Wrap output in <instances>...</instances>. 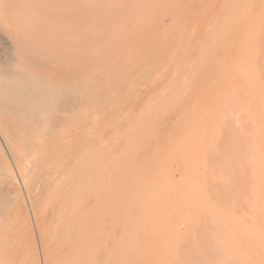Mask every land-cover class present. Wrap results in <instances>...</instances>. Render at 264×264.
Returning a JSON list of instances; mask_svg holds the SVG:
<instances>
[{
	"label": "bare ground",
	"instance_id": "6f19581e",
	"mask_svg": "<svg viewBox=\"0 0 264 264\" xmlns=\"http://www.w3.org/2000/svg\"><path fill=\"white\" fill-rule=\"evenodd\" d=\"M153 1L79 0L76 8L70 10L71 6L66 8L62 3V0H50L47 5H44V7L42 3L40 4L38 2V0L37 2L42 5L41 7H38L40 6L38 4L36 5L37 2L35 3V7L31 6L33 3L28 4L29 2H26V0H0V137L4 144L3 151L6 153L4 158L0 157V178L8 180L11 184L15 182L14 184L21 185V187H24L28 192L29 211L27 216L24 215V217H27L29 230L33 235L32 238H27V244L28 246H31L33 243L34 253L27 251L25 256L22 255L21 259H23L24 264H264V0H226L219 7L220 13L217 12L218 14L210 18L212 21V27H207L211 29L210 32L213 30L216 31L215 29L218 28L217 34H219V31L220 34H224V32L228 33L225 34L227 35L226 38L229 37L230 31L237 33L239 40V55L236 57V61L230 62V68L225 65L224 69L226 67L229 68L230 73H228V76H225L226 78H222L223 82H218L217 77V79H215L217 82L212 83L210 93L211 99H209V102L207 100L208 106L200 105V101H197L195 109L192 111L187 109L186 116L184 115V118L182 117L181 124H186V129L180 134L179 138L181 142H205L203 143L204 145L195 144L192 146H183V144H181L180 152H178V157L181 161V164L179 165L182 167L179 171V176H176L177 172L175 173L176 170L173 169L174 165H168V168L163 170L157 179L142 182L144 186L135 183L133 189H139L141 186L142 188L141 190L139 189L140 192H137L138 194L135 196H132L131 193L128 194L129 197H131L130 200L128 198L127 201H125L127 197L125 198L124 203H128L124 206H114V204L118 202L117 199H119L114 198L117 202L109 206V208L112 206L109 211H105L104 208L102 209V205H105V203L101 204L104 200L101 199L104 193H101L102 191H108V193L109 191H112L110 190L111 188L108 189L109 187H112L113 190L116 188L115 180H117V175L119 173L114 171L116 165L113 164L114 162H111V164L114 165L111 169H114L113 173L117 178L114 177L116 179H112L113 177L109 173V176L112 178L110 179L106 176V178L103 177L105 178L104 180H106V185L103 183L104 187H102L103 185L100 187V184L102 183L99 184V182H102L103 179H98L100 178L98 177L100 174L98 175L99 171L97 173V167L99 164L102 166L104 163L103 174H105L104 172H107L106 174H108V171H105V166H108L110 163L109 161L112 159H109V161L108 159L105 160V158L108 157L103 154L106 153V155H108L113 152L112 155L109 156H111L110 158H115L113 155L117 152L114 154L116 149L112 151L113 147L116 143L120 145L123 140L121 139V141L119 139L120 143L116 140L113 145L111 144L112 138L109 137L110 143H108V145L111 144L112 149L110 146H105L107 145V142H104L107 141L105 139L101 142L105 143L103 147L97 145L98 150L93 146L95 149H91V153L94 155L98 152L99 154H95L97 157L98 155H101V152L99 151L102 150L101 156L104 157L103 159L98 160L100 162L103 160V163H99L96 161L97 158L94 159L95 155L90 156L91 153L89 154L85 152V132L83 129L81 130L82 121L80 120L81 117L79 111L82 107L91 102L95 103L97 100V96L95 95L96 92H91L90 88L97 79V74L99 73L97 71L98 66L101 64V66H103L108 63V56H110L109 53L111 52L107 51L108 48L106 47L109 46L106 43H109L110 49L113 50V47L111 46L116 43L113 41L117 39L118 43L120 42L122 44L121 46H128L125 47L127 49L125 50V54L129 53L127 51L132 49L129 47H132V45H130L131 43L134 45V41L132 42L130 39V44L127 42L126 45H123V39H126L125 36L128 32H120L124 28L122 25L128 23L131 24L132 22L131 25L129 24L130 26L133 24L142 26V24H139L138 20L141 19L140 15H142L143 12L144 14L146 12L145 15L149 16V20H147L148 24L150 19H152V23H154L155 20H153V17L156 16L158 18L160 13H158L159 15L157 14L158 16H150L147 14L148 11H145L147 10V7L153 9L156 5H154ZM167 1L169 2V0ZM175 2L177 3H175L174 10L172 9L171 12H176V10H179L181 7H177L178 0ZM217 2L213 3L216 4ZM161 3L166 4V2L163 1H161ZM169 3L172 4L173 2L170 1ZM80 4L84 9L81 19H79L76 14ZM161 5L159 4V6L156 5L155 7L160 8ZM183 5L185 6V4ZM188 5H186L185 8ZM208 5H210V2ZM215 6L213 5V7ZM162 7L163 6H161V9ZM40 9H43L47 21L46 24L41 21L42 14L39 11ZM143 9L145 10L143 11ZM208 9L209 8L206 6V9H203V12L208 13L206 12ZM163 10H165V5ZM86 11H93L94 13L92 14V12H90V15L87 14L88 12ZM96 11L97 13H95ZM131 11L135 12L136 15L138 13V15L136 16L134 14L135 17ZM153 11L155 10L153 9ZM181 11L182 10L177 12L180 13ZM115 12H121L122 14H117L119 15L117 18L111 14ZM175 12L173 14L171 13V15L176 14L177 18L184 13V11H182V15H178L179 13ZM203 12H201L200 16L203 15ZM70 13L74 14V16L70 15L69 20H66V16ZM129 13H132V15ZM139 13L142 14L139 15ZM95 14L97 16L98 14H101V16L98 17L99 19H95L97 18ZM102 14L104 15L102 16ZM105 14L107 16H105ZM121 15L123 16L121 17L122 19L120 18ZM145 15H142V17H145ZM191 15L193 16V13ZM132 16L135 18H132ZM203 17L199 18L203 19ZM157 18L155 19L157 20ZM144 19L140 20V22H143ZM144 22H146V20ZM174 22L175 21L172 23ZM185 22L188 21L186 20ZM194 22L195 21L192 23ZM197 22L199 21L197 20L196 23ZM176 23L177 22L174 24L176 25ZM169 24H167V26ZM183 24L184 26H181L183 27L181 29H185L186 24ZM199 24H202L203 26L204 21ZM97 25L107 27H98L103 30V34L101 31L99 32L100 29L95 30ZM116 25H120L121 30L119 29L120 26L118 27L119 30H117V28L115 29ZM151 25L152 24L148 25L149 28L146 25L145 27L142 26L146 29L141 28V30L143 32H150L152 29L150 28ZM130 26L128 28H133L131 30L133 32L134 26ZM138 26L135 28L139 29ZM174 26L172 25L173 31ZM103 28L106 29V31L108 28L109 30L105 33ZM166 28H164L162 32L166 31ZM195 28L202 27H194L192 29L193 33H195ZM113 29L118 32L115 31L113 33ZM180 30L178 32H180ZM142 31L136 32H139L140 34L143 33ZM208 32L206 35L204 34L201 37L198 36L201 40L203 39L202 37L205 36L202 40L203 43L199 42L200 40H198V37H196L198 42L194 39L195 43L201 44V48H198L203 54H198H200V57L203 55L201 57L202 61L198 59L199 62H196V59L200 58L198 57V54H196L197 57L195 59L193 58V61L196 62V64L192 63L193 61L191 62L189 58V61L194 65L190 63L188 68H185V70L183 68L184 71H182L181 68L186 67L188 63H186L185 60L184 62L186 65L184 63V66L182 65V60L186 59V52L194 48L196 44L194 43L195 46L190 44L192 47L189 46L190 49L189 47L186 48L188 50L182 49V42H185L182 44L185 46L188 44L187 42L192 39L189 37L191 31L189 33L187 32V35L189 34L187 37L190 38L187 41L186 37L183 35L186 32L184 31L181 35V32L179 33V37L182 36L185 40L181 38L179 40L180 42L177 41V43L180 44L176 46V48H179L177 49L178 51L174 48V50L177 51L176 58L180 56L179 53H181V50H185V53L184 57L179 61V64L176 65L177 67H182L174 68V72H178L179 69L180 72L182 71L185 73L187 69L188 75L187 73L184 75L187 82H190V84L185 86V84L179 82L182 78V76L180 77L182 72H179V78L176 76L178 79L172 81L173 84L178 80L179 83H177V85L183 84L185 87L188 85L191 86L193 81H190L189 78L191 79L193 75H197L196 70L199 68L198 66H202L200 63H204V61H208L212 58L214 52V49L212 48L217 47L214 44H221V40L218 41V39L221 38H219V35L216 36L217 34H213L214 32L212 34ZM122 33H125L126 35L123 37ZM135 33L133 35H135ZM163 33V36H165V32ZM170 33L172 34V32ZM137 34L138 33H136V36H132L134 38L138 36V39L141 35ZM208 35L214 37L208 38L206 37ZM225 35L221 36L222 39H226L224 38ZM109 36L112 37V41H109ZM190 36L194 37V34L193 36L192 34ZM93 37L94 39H92ZM162 38L166 40L164 37ZM128 39L127 36L126 40ZM137 39L135 41H138ZM206 39L212 40L208 42ZM213 40H216V43ZM146 41L144 40L145 43H147ZM211 42H213V45H211ZM137 43L136 46H138ZM204 43H209L210 45L207 44L208 46H203L202 44ZM103 46H106L105 49L107 52L105 51V53ZM121 46L119 47L118 45L117 48H120L119 50L123 52V49L125 48ZM145 46H142L141 48ZM204 47L209 50L207 53L202 50ZM232 47L234 46L232 45ZM128 48L130 50H128ZM154 48L156 47L154 46ZM194 49H196V47ZM192 51L195 52V50ZM228 51H230L229 48L227 53ZM150 52L151 54L154 53V49L151 51L150 48L147 56L148 54L150 56ZM172 52H170V55L172 54L174 56ZM209 52L212 54L210 55ZM155 53H157V51ZM204 53L206 55H204ZM207 54H209L208 58L205 57L208 56ZM170 55L169 57L173 59L174 57ZM223 55L225 56V54ZM147 56H145L146 59L144 57L146 61L149 59ZM121 57L117 59H120L119 61H115L118 64L121 62L119 65L122 64ZM144 59L142 60L144 61ZM172 59H170V62ZM142 60L141 62L139 60V62L142 63ZM212 61H214V59ZM212 61L210 59L206 66H209V63H212ZM220 61V63L223 62V60ZM98 62L101 63L98 64ZM133 63L134 62H132V64ZM172 63L175 64V59ZM172 63L168 62V64ZM217 63L219 64V62ZM137 65L138 63L136 64L135 69L139 70L137 69ZM127 66V73L129 76V65L127 64L125 67L127 68ZM149 66L151 68V65ZM141 67H143V63ZM165 67H162L165 71L169 70L167 68L165 69ZM167 67H170V65ZM120 68H118L116 73H121L119 72ZM189 69L195 70V73L190 74L193 70ZM206 69H208V67ZM206 69L203 73L206 72ZM109 70L110 69H108L107 72H110ZM143 70L139 74L145 72ZM164 70L162 71L165 72ZM199 70L200 68L197 72H199ZM156 71L159 72L158 74L157 72L155 73L158 77V79L155 80L156 83H158L157 81L162 80L163 77H161V75H163V73L161 74L162 71H159L158 69ZM69 72L76 73L75 78H72V83H69V81L71 82V80H69V77H71L69 76ZM171 72L173 73V71ZM203 73L200 74L201 76H199V78L195 77L197 78L196 80L203 77ZM155 74L154 77L156 78ZM174 74L178 75V73ZM123 75L125 76L126 74H122L121 76ZM158 75H160L161 79ZM175 75H171L173 79ZM224 75H226V72ZM121 78L123 79V77ZM195 78L193 76L192 80ZM128 79L129 77L126 80ZM173 79H170L169 81ZM184 79H181V82H186ZM212 79L214 80V78ZM111 81L108 82L110 83ZM169 81L168 83H170ZM134 84L136 85L135 82ZM199 84V87H196L197 90L201 87V84ZM169 86L172 87L170 88L167 86L170 90L175 89V86ZM202 86H204V84H202ZM164 87L165 85L161 86L162 89L158 90V92L156 91V93H159ZM177 87V90L175 89V92L173 91L174 94L172 93V90L170 91L173 95L171 101L170 98H165L167 100L169 99L168 101L166 100L167 102L165 100H163V102L161 100L162 98L159 99L161 101L155 99L157 96L153 92L152 94L155 96H153V98L152 95L148 96L147 101L150 102L149 99L151 98L155 99L158 105L151 99L152 104L147 103L149 104L147 105L145 102L147 106L143 105L142 111L144 108L146 110L148 107L149 109H147V112L151 111V109H156L157 114V108H159L166 113L165 108L169 107V104L171 105L169 102H172L176 98H178L176 100H179L180 102L181 98H183H180L179 94H176L181 91L180 96H182L188 91V87L187 89L184 88L185 90L183 87ZM164 90L166 91V87ZM114 91L117 92V90ZM165 91H163V94H158V96L164 95V93H166ZM183 91L186 93H183ZM106 93L104 95H106ZM167 93L169 92L167 91ZM172 95H170V97ZM174 95H176V98H174ZM175 101L172 102V109L178 103V101ZM153 102L156 103L155 105H157V107L155 106V108H153ZM165 102L166 104H164ZM174 102L176 104H174ZM187 103L188 102H186V104ZM110 104L117 106L119 104L118 97L115 96L113 102ZM163 104L165 106L162 109L161 105L163 106ZM150 105L152 106L150 107ZM183 106H185V104ZM128 112H131V110ZM151 112L149 114L153 113ZM161 112H158V114L160 113L159 115L155 114V118L161 117ZM139 113L138 114L139 116L141 115V117H138V114L136 115L137 117L134 116L135 122L137 121L135 125L136 127L139 125V120L145 121L147 122L146 126L144 125L145 122L144 124L141 122V127L143 128L145 126L144 130H146L147 125H150L148 124V122H150L148 118L149 114L146 115V111L145 113H142L147 117V121L143 119L144 116H142L141 111ZM150 116L154 117L153 115ZM127 118L128 116L124 114L120 119L121 121H127ZM129 118L132 119V117ZM131 119L128 123L129 126H131ZM150 119L153 121V118ZM117 121L119 120L116 119V122ZM114 124L116 126V123ZM117 125H119L118 122ZM133 125L134 122L132 126L128 128L131 129ZM158 126L159 124L155 127L154 123L153 127L156 129H153V127L150 128V131L153 129L151 133L155 132ZM139 127L140 125L137 128L141 129V132L144 131ZM134 128L132 130L137 129ZM125 130H123V132H126ZM118 132L119 127L117 133H114L118 134ZM114 133L111 134V137H115ZM145 133H147V131ZM122 134L123 133H119L120 136ZM149 134L150 133L145 135ZM96 135L99 136L101 134L96 133ZM133 135L135 136L138 134L133 132ZM151 135L152 134L149 136ZM98 136H96V138H98ZM117 136L118 135H116L115 138L119 137ZM127 137L128 135L121 138L126 140ZM130 137H132V135ZM130 137H128V139ZM128 139L127 141L130 140ZM146 139L147 137H144V140ZM149 139H151V137H149ZM102 140L98 139V141ZM138 141L139 140H137L136 145L138 144ZM140 141L142 142L143 139ZM128 144L130 145V143ZM190 144L191 143H188V145ZM131 146L132 145H130V147ZM134 146H132V148L129 146L125 147V149L130 148V150H126L127 152L125 151L126 155L120 154V150L119 154L127 156V158L123 156V158L127 160L131 157V153L128 152L131 151L133 153L135 151L133 149ZM140 146L141 144L139 147ZM108 147L110 151H107ZM102 148H106V152ZM169 149L171 150V148ZM92 151H94V153ZM157 151L159 150L157 149ZM125 152L123 151L122 153ZM170 153L171 152H168V155ZM134 155V157L130 158V160L128 159L127 162H131L132 159L136 157L135 153ZM170 156H172V154H170ZM120 157L122 158V156H119L118 161H120ZM90 158L92 160H90ZM115 159H118V157L116 156ZM174 160L171 161L176 163L177 160ZM125 162H121L126 165L125 168H123L125 170L131 169L132 165H128ZM121 163L117 165L116 169L118 170L117 172L120 170L122 173V168H119V166H122ZM158 163H160V161ZM134 164H136V162L133 163V165ZM101 166L98 167V170L100 171L102 168ZM109 167H111V165ZM135 168L137 167H134V169ZM153 169L150 168V170ZM146 170L147 168H145L144 171ZM121 173L119 175H121ZM122 174L123 175L119 176L120 182L125 177V174ZM119 179L117 181H119ZM144 180H146L145 177ZM113 182L115 184H113L114 187L111 185ZM119 183L117 185H119ZM107 184L109 187H107ZM125 185L123 188H126V190L130 188ZM148 185L151 186L147 187ZM8 188H11V186ZM41 189H44L47 194H45V200L41 199L43 202L40 204L38 193ZM0 191L2 190L0 189ZM132 191L133 190H131V192ZM5 192L7 193V191H4L3 194L6 197L9 192L6 195ZM126 193L127 192L124 191L123 193L117 194L125 195ZM108 195L105 194L104 198L106 196L110 198ZM113 195L115 194L113 193ZM4 196L3 198H5ZM8 196L5 199L8 200V198H12L11 196ZM120 199H122V197H120ZM112 200L113 199L111 198L110 201L113 202L114 200ZM3 202L5 201L3 200ZM5 207L3 206L2 209L6 210ZM4 210H1V212ZM1 212L0 221L2 218L1 216L3 215V212ZM4 214H6V212ZM123 217L125 222H117L118 218L120 219ZM5 220L6 219H4V222ZM117 235L119 240L117 239ZM113 242L117 243V247L119 245L117 248L118 251H102L105 249L103 245L109 246L110 244H116H113ZM1 247L2 241L0 237V249ZM19 260L20 259L17 258L15 254H12L9 258L0 256V264H18Z\"/></svg>",
	"mask_w": 264,
	"mask_h": 264
},
{
	"label": "rangeland",
	"instance_id": "374dc122",
	"mask_svg": "<svg viewBox=\"0 0 264 264\" xmlns=\"http://www.w3.org/2000/svg\"><path fill=\"white\" fill-rule=\"evenodd\" d=\"M34 1V2H33ZM50 0H38V2L41 4L42 3V5H43V7H44V5H47V3L49 2ZM78 1L79 0H62V3L64 4V6L66 7V8H68V7H70L71 6V9L70 10H72V9H74V8H76V6H77V4H78ZM84 1H87V0H84ZM153 1V0H152ZM160 0H158V2H157V0H156V2H155V0L153 1V3H154V5L156 4V5H158L159 6V4L161 5V6H163L164 7V5H165V10H163V7H162V9H161V6H160V8L159 7H153V9L157 12H155V11H153V9L151 10L150 9V7H147V10H145V9H143V11L145 10V11H148V13L147 14H149L150 16L151 15H157L158 13H160V15L158 16V18L156 17V16H154L153 18V20H155V22H156V24H155V22L154 23H152L153 21H152V19H150V21H149V24H152L151 26H150V28H152L151 30H150V32H148V31H142L141 30V28H144L145 27V25L149 28V24H148V22H147V20H149V16L148 15H145L146 14V12H145V14H144V12H143V14L142 13H139V15L140 14H142V15H145V17L143 16L142 17V15H140V17H141V19L140 18H138V19H140V20H143L144 18V21L146 20V22H140V20H138L139 21V24H142V26H144V27H142V26H138V24H133L132 26H134V30H133V32L135 31H142L143 33H140L139 34V32H136V33H138L139 35H141V36H139L140 38H138L137 39V37L136 38H134L133 36H136V33H135V35H133L134 33L131 31L132 29H129L128 27L132 24V22H131V24L130 23H128V24H121L122 25V27H124L123 29H122V31H120V32H125V31H127L128 32V34L126 35L125 33H127V32H125V33H122L123 34V37L125 36V38L127 39V36H128V40H126V39H123V41H124V43H123V45L125 44H127V42L129 43V40L131 39L132 40V42L134 41V45L131 43H129L130 45H132V47H129V48H132L131 50L128 48V50H130V51H127V52H129V53H127V54H125V50H127L125 47L127 46H121L122 44L120 43H118V40L116 41L115 39H113V40H115V41H113V42H116V43H118V44H116V43H114V45H112L111 47H113L112 49L113 50H115V51H113V50H111L110 49V44L109 43H106V44H108V46L109 47H106V48H108L107 49V51L108 52H111V53H109L110 54V56H108V60H107V64L106 65H103V66H101V65H99L98 66V68H97V71L99 72L98 74H97V79H96V81L94 82V84L92 85V87L90 88V91L91 92H93V93H95V95L97 96V100H96V102L95 103H93V102H91V103H89L88 105H86V106H84V107H82L81 108V110L79 111V115H80V117H81V121H82V126H81V130L83 129V131L85 132V152H87V153H91V149L93 150V148L95 147L96 149H97V147L98 146H101V147H103L104 146V144L105 143H101V142H103L104 141V139L105 140H107V141H104V142H107L106 144L107 145H105V146H110L111 147V149H112V146H111V144H113L114 145V143H115V141L117 140V142L118 143H120L119 142V139L122 141V143L119 145V144H115V146L113 147V150L112 151H114L115 149V151H114V154L115 155H113V156H115V158H116V156L118 157V159H115V158H110L111 156H109V155H112V153L113 152H111V154H108V155H106V153L105 154H103L104 156H107L108 158H105V160L106 159H108V161H109V159H112V160H110L109 162V165L108 166H105V171L107 170L108 171V174H106L107 172H104L105 174H103V160H101V162L99 161L100 159H103V157L101 156L102 155V150L101 151H99V152H101L100 154V156L98 155V157L95 155L96 153H98V152H96L95 150V156L91 153L90 154V156H94V159L95 158H97V160L96 161H98L99 163H103L102 164V166H101V164H99L98 165V167H102L101 168V171L100 170H98L99 168L97 167V173H98V171H99V173H98V175L100 174V176H98V177H100V178H98V179H100V180H102V182L100 181L99 182V184L100 183H102V184H100V187H101V185H103L102 187H104V184L103 183H105L106 182V180H104L106 177L107 178H112V179H116L117 177V180L120 178L119 176H121V175H123L122 173H124L125 174V179L123 178L122 179V181L120 182V179H119V181H117V180H115L114 182H115V184L117 185L119 182V185H115L114 184V182L111 184L113 187H114V185H115V187L116 188H114V190L116 191V193H115V191L112 189V187H109V185L107 186V187H109L108 189H110V190H112V191H109V193H108V191H102V193L101 194H103L104 193V195H103V197L101 198L102 200L104 199L105 201H107V202H105L104 200L101 202V204L103 203H105V205H102L101 207H102V209L104 208V210L105 211H109L111 208H112V206H111V208H109V206L110 205H113L114 203H116L117 201V205L116 204H114V206H118V207H120V206H124L126 203H128V202H126V203H124L125 201H127V199L129 198V200H130V197H129V195L128 194H132V196L134 195H137L139 192H140V190H141V188H142V186L139 188V189H137V188H134L133 189V187H135V183H139V185H143V183L142 182H145V181H151L152 179L154 180V179H157L158 178V176L160 175V173L163 171V170H165L166 168H168V165L170 166V165H174L173 167V169L174 170H176L175 171V173H176V176H179V171H180V169L182 168L179 164H181V161H180V159H179V157H178V152H180V146H182L181 144H183V146H192V145H195V144H201V145H204L203 143H205V142H190V141H186V143H184L183 141L181 142V140H180V134H181V132L184 130V129H186V124H181V122H182V117L184 118V115L186 116V110L187 109H189L190 111H192V110H194L195 109V107H196V103H197V101H200V105H204V106H208V102H209V99H211V86H212V83L213 82H223V77H225V76H228V73H230V70H229V68H230V62H234V61H236L237 60V58L236 57H238V55H239V50H238V46H239V40H238V35H237V33H235L234 31H228L229 32V37L228 38H226L227 37V35H225V34H228V33H226V32H224V34H220V31H219V34H217V29L218 28H214L216 31H212V32H210L211 31V29H209V28H211L212 26H211V20H210V18L212 17V16H215L216 14H218V13H220V6H221V4H223L226 0H190V1H188V0H178V6L177 7H183V8H181L180 7V9L179 10H176V12L175 13H179V12H177V11H180V10H182V11H184V13L181 11L178 15H182V13H183V15L182 16H180L179 18H177L176 17V14L175 15H171V13L173 14L174 12H171L172 11V9L175 7V3H177V2H175L176 0H169V2L171 1V2H173L172 4L171 3H169L167 0H161V1H163V2H166V4H171V5H166L165 3H161V1L159 2ZM201 1V2H200ZM26 2H29L28 4H32L31 6H34L35 7V3L37 2V0H26ZM31 2V3H30ZM36 3V5L38 4V5H40L39 3ZM168 2V3H167ZM186 2V3H185ZM210 2V5H208V3ZM212 2V3H211ZM213 2H217L216 4L215 3H213ZM181 3H183V4H185V6L186 5H188L186 8H185V6L183 5V4H181ZM197 3H199V4H197ZM215 6V5H217V6H215V7H213V5ZM42 5H40V6H38V7H41ZM167 6V7H166ZM170 6V7H169ZM196 6V7H195ZM199 6V7H198ZM206 6L209 8L208 9V11H206V12H208V13H204L203 12V9L205 10L206 9ZM210 6H212V7H210ZM29 7H30V5H29ZM34 7H32V8H34ZM37 7V6H36ZM169 7V8H168ZM191 7H192V9H191ZM150 9V12H149V9ZM189 8V9H188ZM210 8H211V10H210ZM36 9V8H35ZM37 9H39V8H37ZM160 10V12H159V10ZM168 9V10H167ZM176 9V8H175ZM198 9V10H197ZM217 9V10H216ZM69 10V11H70ZM174 10V9H173ZM200 10H202V11H200ZM214 10H216V11H214ZM40 12H41V18H42V22L43 23H47V21H46V17H45V15H44V13H43V9H40L39 10ZM83 11H84V9H83V7H81V4L79 5V7H78V11H77V15H78V18L79 19H81L82 17V13H83ZM133 11H135V10H133ZM86 12H88L87 14H90V12H92V14L94 13L93 11H86ZM99 12H101V11H99ZM98 12V13H99ZM132 12V11H131ZM141 12V11H140ZM153 14H152V13ZM201 12H203V15H204V17H203V15L202 16H200L201 15ZM218 12V13H217ZM95 13H97V11L95 12ZM116 13V12H115ZM111 13L112 14V16H114V17H117L118 18V16L119 15H117V14H122L121 12H118V13ZM133 13V15L135 14V12H132ZM132 13L130 14V15H132ZM156 13V14H155ZM166 13V14H165ZM193 13V16L191 15ZM211 13V14H210ZM213 13V14H212ZM75 14V15H76ZM113 14H115V15H113ZM162 14H165V15H162ZM170 14V15H169ZM188 14V15H187ZM206 14V15H205ZM70 15H72V16H74V14H72V13H70V14H68L67 16H66V20H69V17H70ZM91 15V14H90ZM96 15V14H95ZM104 14H102V16H103ZM117 15V16H116ZM136 15V14H135ZM134 15V16H135ZM137 15H138V13H137ZM136 15V16H137ZM177 15V16H178ZM97 16V15H96ZM99 16H101V14H98V16H97V18H95V19H99L98 17ZM105 16H107L106 14H105ZM134 16H132V18H135ZM169 16V17H168ZM172 16V17H171ZM188 16V17H187ZM190 16H192V17H190ZM83 17H85V16H83ZM113 17V18H114ZM121 17H123L122 15L120 16V18ZM167 17V18H166ZM175 17V18H174ZM182 17V18H181ZM199 17H203V19H200ZM206 17V18H205ZM129 18V17H128ZM147 18V19H146ZM155 18H157V20L155 19ZM197 18V19H196ZM116 19V18H115ZM122 19V18H121ZM131 19V18H130ZM170 19H172V20H170ZM178 19V20H177ZM207 19V20H206ZM160 20H161V22H160ZM170 20V21H169ZM181 20V21H180ZM188 21V22H185V21ZM199 21V22H197L196 23V21ZM209 20H210V22H209ZM164 21V22H163ZM168 21H169V23H168ZM173 21H175V22H177L176 23V25L174 24V23H172ZM193 21H195L194 23H192ZM204 21V24H203V26H202V24H199L200 22H203ZM159 22V23H158ZM165 24H163V23ZM144 23V24H143ZM169 24L168 26H167V24ZM172 23V24H171ZM183 23H185L186 25H185V29H181V28H183V27H181V26H184V24ZM130 24V25H129ZM148 24V25H147ZM154 24V25H153ZM162 24V25H161ZM183 24V25H182ZM193 24H194V26H193ZM126 25H129V26H126ZM138 26V28L139 29H136L135 27H137ZM171 25V26H170ZM172 25L174 26L173 28H174V31L172 30ZM213 25V24H212ZM120 26V25H119ZM118 25H116L115 26V29L117 28V30H121V26H120V28L118 29V27H119ZM132 26H130V27H132ZM161 26V27H160ZM164 26H166V27H164ZM202 27V28H195L196 30H195V33H193L192 32V29L194 28V27ZM208 26H210L209 28H207ZM98 27H100V28H102V27H104V26H100V25H97V27L95 28V30L96 29H100V28H98ZM160 27V28H159ZM168 27H170V28H168ZM104 28H107V27H104ZM103 28V29H104ZM164 28H166L167 30L166 31H163V32H165V36H163L164 35V33L162 32V30H164ZM115 29H113L114 31H113V33L115 32V31H117V30H115ZM144 29H146V28H144ZM178 29V30H177ZM181 29V30H180ZM206 29H207V31H206ZM94 30V31H95ZM109 30V28L107 29V31ZM148 30V29H147ZM172 30V31H171ZM180 30V32H178ZM186 32L185 34H183V32L184 31ZM187 30V31H186ZM198 30H200V31H198ZM221 30H223V29H221ZM98 31V30H97ZM101 31V33H102V31L103 30H99V32ZM106 31V29H104V32L106 33L107 32ZM183 31V32H182ZM191 31V33H190V35L192 34V36H193V34H194V37H191L189 34V37L190 38H192V39H190L189 37H187L188 35H187V32L189 33ZM209 31V32H208ZM224 31V30H223ZM225 31H226V29H225ZM118 32V31H117ZM170 32H172V34L170 33ZM200 32V33H199ZM207 32L208 33H213V34H217L216 36H220L219 38H221V39H218V41H220L221 42V46L220 45H217V44H214L215 46H217L216 48H212V49H214V52H213V55H212V58H210L211 59V61L214 59V61H212V63H209V66H206V64L208 65V61L210 60H208V61H204V63L202 62V63H200L202 66L200 67V66H198L199 68H200V70H199V72H197L198 71V69L199 68H197V70H196V68H195V70H196V73H197V75L195 74V75H193L194 76V78L195 77H197V78H199V76H201L200 74L201 73H203V71H205V69L208 67V69H206V72H204L203 74V77H201L200 79H198V80H196L197 78H195L194 80H192L193 79V76H192V78L190 79L189 78V80L190 81H193V83L191 84V86L190 85H188V86H190V87H188V91H187V93L185 92V91H183V93L185 92L186 94L185 95H182V96H180V92L179 93H175L176 95H178L179 94V97L181 98V97H183V98H181V100H180V102H179V100H176V99H178V98H176L175 96L176 95H174V98H176V99H174L173 101H178V103L176 104L175 102H174V104H176L175 105V107L172 109V102H169V103H171V105L169 104V107H166L165 108V110H166V113H165V111L164 110H160L159 108H157L158 109V111H157V114H156V109L154 110V109H151V111L154 113H152L151 111H149V112H147V109H149L148 107L146 108V110H145V108H144V110L146 111V115L147 114H149L150 112L152 113V114H149L148 116V118H149V121L151 122H148V124H150V125H147V127H146V130H144V128H145V126H146V124H147V122H145V121H142V120H139L138 121V124L140 125V127L139 128H142L141 126H142V123L141 122H143V124H144V122H145V126L142 128V130H144L145 132L147 131V133H145L144 131H142L141 132V129H138L137 127L139 126L138 124V126L136 127V125H135V123H137V121L135 122V118H134V116L135 117H137L136 115L141 111V114L144 112L145 113V111L143 110L142 111V109H143V105L145 106L147 103H149V104H152V101L154 100L155 102H156V100L155 99H157V100H159V99H161L162 101L163 100H167V99H165L166 97L167 98H170V101H171V98H173V95L170 93V91L172 90V93H173V91L176 89L177 90V86H180V88L181 87H183L184 85L183 84H185V86L187 85V84H190V82H187V80H186V78H185V75L184 74H186L187 73V75H188V72H187V69H186V71H185V73L184 72H182V71H184L185 70V68H188V66L190 65V63L193 61V58L195 59L196 57H197V55L196 54H198V53H201V50H199V48L198 47H200L201 48V42H202V40L205 38V36L204 37H202L203 39L201 40L199 37H201L202 35H206L207 34ZM168 33H170V34H168ZM179 33H180V35L181 34H183L184 35V37H186V41L188 40V39H190V41H188L186 44L187 45H182L183 44V42H182V44H181V46H183V48L182 49H186V48H188L189 46L190 47H192L193 45L195 46V44H196V49H194V48H192V49H190V47H189V51H191V52H186L187 53V56H185L186 57V59H183L182 60V62H183V64L182 65H184V63L186 62V63H188L187 65H186V63H185V65H186V67H182V66H178V67H182L181 69H182V73L180 72V70L178 69V72L177 71H175L174 72V70L176 69V68H178L176 65L177 64H179V61H181V59L184 57V53H185V50H181V48H180V50H181V53H179L180 54V56H178V58H176L177 57V49H179V48H176V46H178V44H180V43H177V41L178 42H180L179 40L182 38V36L181 37H179ZM103 34V33H102ZM137 34V35H138ZM110 35V34H109ZM133 35V36H132ZM161 35V36H160ZM169 35V36H168ZM171 35V36H170ZM177 35V36H176ZM222 35H225V37L224 38H226V39H222ZM111 36H112V32H111ZM111 36H109L108 37V39H109V41H112V37ZM158 36V37H157ZM199 36V37H198ZM122 37V38H123ZM131 37V38H130ZM147 37V38H146ZM150 37V38H149ZM162 37H164L166 40H164ZM168 38V40H167V38ZM169 37H170V39H169ZM183 37V38H184ZM196 37H198V40H200L199 42L200 43H195L194 42V39L196 40L197 38ZM206 37H211V36H206ZM212 37H214V36H212ZM211 37V38H212ZM145 38V39H144ZM161 40H160V39ZM182 38V39H183ZM216 38H218V37H216ZM232 38H234V39H232ZM92 39H94V37L92 38ZM138 40V41H140V42H138V41H135V40ZM150 39V40H149ZM156 39V40H155ZM144 40L147 42V43H145L144 42ZM149 40V41H148ZM158 40V41H157ZM183 40H185V39H183ZM198 40H196V42H198ZM208 42L209 41H211L212 39H206ZM223 40V41H222ZM108 41V42H109ZM154 41H155V43H154ZM156 41H157V43H156ZM161 41V42H160ZM163 41H165V42H163ZM182 41V40H181ZM214 41V40H213ZM107 42V41H106ZM138 42V43H137ZM143 42V43H142ZM160 42V43H159ZM163 42V43H162ZM170 42V43H169ZM193 42V43H192ZM215 43H216V40L214 41ZM223 42V43H222ZM136 43H137V45L138 46H136ZM140 43H142V44H140ZM150 44V46H149V44ZM161 43H162V46H161ZM185 43V42H184ZM195 43V44H194ZM203 43V42H202ZM212 44L211 45H213V42H211ZM111 44H112V42H111ZM128 44V45H129ZM152 44H154V45H152ZM190 44H192V46L190 45ZM204 44H206V45H204ZM204 44H202L203 46H208V45H210L209 43H204ZM208 44V45H207ZM101 45H104V44H101ZM118 45H119V47L121 46V47H123V48H125V49H123V52H121L117 47H118ZM146 45V46H145ZM161 46V47H159V46ZM222 45H224V46H222ZM232 45L234 46V47H232ZM140 46V47H139ZM142 46H145V47H143V48H141ZM154 46L157 48H154ZM169 46V47H168ZM202 46V47H203ZM215 46H213V47H215ZM104 47V46H103ZM105 47H104V49H105ZM128 47V46H127ZM139 47V48H138ZM153 47V48H152ZM158 47H159V49H158ZM179 47H180V45H179ZM147 48V49H146ZM150 48H151V51H152V49H154V53H152L151 54V52H150V56H149V54H148V56H147V53L150 51ZM164 48H166V49H164ZM169 48H170V50H169ZM174 48H175V50H177V51H175L174 50ZM206 47H204V49H202V50H204L206 53L209 51V50H207V49H205ZM211 48V47H210ZM210 48H208V49H210ZM228 48H229V50L230 51H228V53H227V50H228ZM164 49V50H163ZM172 49V50H171ZM212 49H210V50H212ZM223 49V50H222ZM147 52H146V51ZM186 50H188V49H186ZM192 50H195V52L194 51H192ZM199 50V51H198ZM105 51H106V49L104 50V53H105ZM106 51V52H107ZM146 53H145V52ZM157 51V53H155ZM173 51V52H172ZM197 51V52H196ZM213 51V50H212ZM170 52H172L173 54H174V56L172 55V57H174L173 59L171 58V57H169V55H170ZM141 53V54H140ZM190 53H192V54H190ZM193 53H195V54H193ZM230 53V54H229ZM123 54V55H122ZM135 54H136V56H135ZM139 54V55H138ZM146 54V55H145ZM158 54V55H157ZM168 54V55H167ZM201 54H203V53H201ZM209 54L211 55L212 53L211 52H209ZM209 54H207L208 56H205L206 58H208L209 57ZM223 54H225V56L223 55ZM121 55H122V57H123V59H124V63H123V59H122V57H121ZM128 55V56H127ZM131 55V56H130ZM170 55V56H171ZM200 54H198V57H200L199 56ZM204 55H206L205 53H204ZM125 56V57H124ZM145 56H147V57H149V59L146 61L145 59H146V57ZM203 56V55H202ZM201 56V57H202ZM121 57V60H122V64L121 65H119L121 62H119V64L118 63H116L117 61H119V60H117L118 58H120ZM132 57H134V58H132ZM136 57V58H135ZM144 57H145V59H144ZM153 57V58H152ZM157 57V58H156ZM201 57L200 58H197L196 59V62H199L198 61V59L199 60H201L202 61V59H201ZM125 58H127V59H125ZM188 58V59H187ZM189 58H190V60H191V62L189 61ZM206 58H204L205 60H207ZM142 59H144V61L142 60ZM169 59V60H168ZM170 59H172L171 60V62H170ZM175 59V64L174 63H172L173 62V60ZM117 60V61H116ZM125 60H126V62H125ZM139 60H140V62H141V60H142V63H143V67H141V65H142V63H140L139 62ZM151 60H152V62H151ZM178 60V61H177ZM186 60V61H185ZM220 60H223V62L222 63H220L221 61ZM230 60V61H229ZM103 61V60H102ZM116 61V62H115ZM134 62L135 63V65H134V63L132 64V62ZM138 61V62H137ZM162 61V62H161ZM185 61V62H184ZM129 62V63H128ZM168 62L169 63H172V64H168ZM181 62V63H182ZM196 62H192V63H194V64H196ZM217 62H219V64L217 63ZM101 62H98V64H100ZM126 63V64H125ZM138 63V67H137V69H139V70H136L135 69V67H136V64ZM149 63V64H148ZM156 63V64H155ZM163 63H164V65H163ZM191 63V64H192ZM104 64V63H103ZM129 65V76H128V73H127V69H128V66H127V68L125 67L126 65ZM146 64V65H145ZM170 65V67H167L168 65ZM194 64H192V65H194ZM213 64H215V65H213ZM223 64V65H222ZM110 65V66H109ZM113 65V66H112ZM117 65V66H116ZM130 65H132V66H130ZM140 65V66H139ZM149 65H151V68H150V66ZM167 65V66H166ZM184 65V66H185ZM225 65L227 66V67H229V68H225L224 69V67H225ZM120 66H121V68H120ZM134 66V67H133ZM148 66V67H147ZM153 66V67H152ZM158 66V67H157ZM166 66V67H165ZM107 67V68H106ZM116 67H117V69H116ZM124 67H125V69H124ZM141 67V68H140ZM162 67H165V69L167 68V69H169V70H164ZM193 67H195V66H193ZM197 67V66H196ZM206 67V68H205ZM217 67V68H216ZM223 67V68H222ZM118 68H120L119 70V72H123L122 74H126L125 76L123 75V76H121L122 74L120 73H116V71H118ZM132 68V69H131ZM134 68V69H133ZM145 69V70H143V69ZM153 68V69H152ZM161 68H162V70H164L165 72H163L162 70H161ZM175 68V69H174ZM183 68H184V70H183ZM192 68V67H191ZM216 68V69H215ZM108 69H110L109 71L110 72H107V70ZM159 70V71H162L161 72V74L163 73V75H161V77H163L162 78V80H159V81H157L158 83H156V80L155 79H158V77L156 76V72H157V74L159 73L158 71H156V70ZM211 69V70H210ZM103 70V71H102ZM105 70V71H104ZM145 71V72H142L141 74H139L141 71ZM154 70V71H153ZM173 71V73L171 72V71ZM189 70H193V69H189ZM188 70V71H189ZM195 70H193V71H191V73L190 74H193V73H195L194 71ZM222 70V71H221ZM131 71V72H130ZM226 72V75H224V73ZM102 72H104V73H102ZM105 72H107V73H105ZM179 72L181 73V75L179 74ZM131 73H132V75H131ZM155 74V76H156V78L154 77V74ZM167 73H169V74H167ZM174 73H178V75H175ZM71 74H73V75H71ZM75 74V75H74ZM118 76H117V75ZM138 74V75H137ZM183 74V75H182ZM135 75V76H134ZM140 75V76H139ZM160 75H158L159 76V78H160ZM167 75V76H166ZM173 75H175V77H174V79L172 78V76ZM179 75H180V77L182 76V78L181 79H184L186 82H181V79H180V83H183V84H178L177 85V83H179L178 82V80H176L175 81V84H173L172 83V81H174L175 79H178L179 78ZM186 75V76H187ZM221 75V76H220ZM224 75V76H223ZM230 75V74H229ZM69 76H71V77H69V80H71V82L69 81V83H72V78H75V76H76V73H71V72H69ZM137 76V77H136ZM139 76V77H138ZM176 76L178 77V78H176ZM112 77V78H111ZM115 77V78H114ZM121 77H123V79L121 78ZM129 77V79H130V81H129V79L128 80H126L127 78ZM165 77V78H164ZM187 77H189V76H187ZM217 77H218V80L216 81L215 79H217ZM116 78H118V79H116ZM121 78V79H120ZM126 78V79H125ZM136 78H137V80H136ZM207 78H208V80H207ZM212 78H214V80L212 79ZM226 78V77H225ZM99 79V80H98ZM112 81H111V80ZM125 79V80H124ZM151 79V80H150ZM154 79V80H153ZM161 79V78H160ZM170 79H173V80H171V81H169ZM114 80H115V82H114ZM134 80H136V81H134ZM148 80V81H147ZM183 80V81H184ZM204 80V81H203ZM98 81V82H97ZM105 81V82H104ZM108 81H111L110 83L108 82ZM168 81L171 83H168ZM195 81V82H194ZM201 81V82H200ZM114 82V83H113ZM122 82V83H121ZM134 82L136 83V85L134 84ZM202 82H204V83H202ZM117 83H119V84H117ZM155 83V84H154ZM164 83H166L167 84V86L168 87H170L169 85H172V86H175L174 88V90L173 89H171L170 90V88H172V87H170V88H168L167 86H166V84H164ZM195 83V84H194ZM201 85H200V84ZM109 84H110V86H109ZM145 84H146V86H145ZM152 84V85H151ZM194 84V85H193ZM198 84L201 86L198 90H197V86H198ZM202 84H204V86H202ZM122 85V86H121ZM132 85H133V87H132ZM165 85V87H166V91L164 90V88H163V90H161L162 91V93H161V91L159 92V93H156V91L158 92V90H160V89H162L161 88V86H164ZM183 85V86H182ZM194 87H193V86ZM109 86V87H108ZM114 86V87H113ZM115 86H117V87H115ZM143 86H145V87H143ZM150 86V87H149ZM183 87V89L185 88V89H187V87ZM97 87V88H96ZM177 87V88H176ZM199 87V86H198ZM128 88H129V91H128ZM168 88V89H167ZM195 88H196V90H195ZM218 88H220V87H218ZM108 89H109V91H108ZM112 89V90H111ZM184 89V90H185ZM208 89H210V90H208ZM114 90H117V92L116 91H114ZM179 90V89H178ZM180 90H182V89H180ZM201 90V91H200ZM163 91H165L166 93H167V91L169 92V93H164V95H161V96H158V94L160 95V94H163ZM107 92V93H106ZM130 92V93H129ZM154 92V94H156V96H157V98H155V99H152L153 98V96H155L154 94H152ZM175 92V91H174ZM191 92V93H190ZM206 92V93H205ZM99 93V94H98ZM106 93V95H104ZM116 93H117V95H116ZM168 94H169V96H168ZM174 94V93H173ZM150 95H152V98L151 97H149V98H151L152 99V101H151V99H149L150 100V102L149 101H147L148 100V96H150ZM166 95V96H165ZM170 95H172L171 97H170ZM188 95V96H187ZM118 97V99H119V104L116 106V105H113V104H110V103H112L113 102V100H114V97ZM163 96H165V97H163ZM104 97V98H103ZM160 97V98H159ZM188 97V98H187ZM103 98V99H102ZM123 98H125V99H123ZM100 99V100H99ZM122 100V101H121ZM136 100V101H135ZM161 100H159V101H161ZM169 100V99H168ZM167 100V101H168ZM207 100H208V102H207ZM158 101V102H159ZM166 101V102H167ZM98 102V103H97ZM145 102H146V104H145ZM155 102H153L154 104H153V108H155V106L157 107V105H158V103H157V105H155L156 103ZM164 102V101H163ZM166 102L164 103V104H166ZM186 102H188L187 104H186ZM160 103V102H159ZM124 104V105H123ZM149 104H147V105H149ZM160 104H162V103H160ZM163 104V106L161 105V107H162V109L164 108V105ZM179 104V105H178ZM185 104V106H183ZM146 105V106H147ZM113 106V107H112ZM120 106V107H119ZM152 105H150V107H151ZM168 106V105H167ZM170 106H171V108H170ZM183 106V107H182ZM160 107V106H159ZM160 107V108H161ZM88 108V109H87ZM102 108V109H101ZM169 108V109H168ZM129 110H131V112H128ZM167 110H168V113H167ZM170 110V111H169ZM87 111V112H86ZM161 112V117H156L155 118V116L156 115H159L158 114V112ZM105 112V113H104ZM128 112V113H127ZM135 112V113H134ZM164 112V113H163ZM132 113V114H131ZM124 114H126L127 116H128V118L129 117H132V119L131 118H129V120H128V118H127V121L126 120H123V121H121V117H123V115ZM129 114V115H128ZM140 114V113H139ZM139 114H138V117H141V115L139 116ZM156 114V115H155ZM132 115V116H131ZM145 114H142V116H144ZM150 115H155L154 117H151ZM100 116V117H99ZM117 117V118H116ZM119 117V118H118ZM144 117H146V116H144ZM143 117V119L144 120H147L148 121V119H147V117L146 118H144ZM150 118H153V121H152V119H150ZM161 118V119H160ZM116 119L117 120H119V121H117L118 122V124L119 125H117V122H116ZM130 119H131V123H130V125L132 126V124H133V122H134V125H133V127L131 128V129H129L128 127H131V126H129V122H130ZM141 119V118H140ZM156 119H157V121H156ZM105 120V121H104ZM137 120V119H136ZM140 122V123H139ZM114 123H116V126H115V124ZM154 123H155V127H157V124H159V126H158V128H157V130L155 131V132H153V133H151L152 132V130L153 129H156L155 127H153V125H154ZM101 124V125H100ZM160 124H161V126H160ZM114 125V126H113ZM172 125V126H171ZM188 125V124H187ZM100 126V127H99ZM127 126V127H126ZM108 127V128H107ZM118 127H119V132H118V134H115L114 132H116L117 133V129H118ZM135 127V128H134ZM153 127V129L150 131V128H152ZM105 128V129H104ZM136 129V130H132V129ZM125 129H129V130H125ZM90 130V131H89ZM95 130V131H94ZM123 130H125L126 132H123ZM97 131V132H96ZM122 131V132H121ZM128 131V132H127ZM132 131V132H131ZM140 131V132H139ZM93 132H95V133H93ZM101 132V133H100ZM131 132V133H130ZM133 132L135 133V134H138V135H140V136H138V135H133ZM136 132H138V133H136ZM96 133H98V134H101V135H96ZM115 134V137H116V135H118L117 137L118 138H115V137H111L112 135L111 134ZM119 133L121 134V133H123L121 136L119 135ZM126 133V134H125ZM139 133H142V134H139ZM148 134V133H150V134H152L151 136H149V135H145V134ZM156 133V134H155ZM93 136H92V135ZM124 134H125V136L126 135H128V137H130L131 135H132V137H133V139H132V137H130L129 139H128V137L126 138V140H124L123 138L125 137L124 136ZM130 134V135H129ZM144 134V135H143ZM161 134V135H160ZM98 136V138H96V136ZM160 135V136H159ZM90 136V137H89ZM95 136V137H94ZM114 136V135H113ZM142 136V137H141ZM153 136H154V138H153ZM103 137V138H102ZM112 138L111 139V144H109L108 145V143H110V138ZM121 137H123V138H121ZM135 137V138H134ZM137 137H138V139H137ZM144 137H147V139L146 140H144ZM149 137H151V139H149ZM86 139H88V140H86ZM98 139L99 140H102V141H98ZM127 139L129 140V141H127ZM134 139H136V140H134ZM143 139V141L141 142L140 140H142ZM169 139V140H168ZM177 139V140H176ZM0 140L2 141V139H1V137H0ZM108 140H109V142H108ZM112 140H114V141H112ZM137 140H139L138 141V144L136 145V143H137ZM1 141H0V143H1ZM159 141V142H158ZM173 141V142H172ZM100 142V143H99ZM127 142V143H126ZM128 143H130V145H132V146H134V145H136V146H134L133 147V149L135 150L133 153L130 151V152H128V153H131V157L130 158H132V157H134L135 155H134V153L136 154V157L134 158L135 159V161H134V159H132V161L129 163V162H127V160L129 159L130 160V158H128L127 160L125 159V158H127V156H125L126 155V150H130V148H132V146L130 147V145L128 144ZM188 143H191L190 145H188ZM126 144H128V145H126ZM141 144V146L139 147V145ZM90 145V146H89ZM98 145V146H97ZM89 146V147H88ZM94 146V147H93ZM119 146H120V148H119ZM124 147V149H125V147H127V146H129L130 148H128V149H123V147ZM3 147H4V144H3V141H2V143L0 144V154L2 155H0V157L2 158H4L6 155V153H5V151H3ZM137 147V148H136ZM139 147V148H138ZM159 147V148H158ZM94 148V149H95ZM100 148V147H99ZM165 148V149H164ZM167 148H168V150H167ZM169 148H171V150L169 149ZM102 149H104V151H105V149L106 148H102ZM121 149H123V150H121ZM138 149V150H137ZM145 149V150H144ZM157 149L159 150V151H157ZM88 150V151H87ZM89 150H90V152H89ZM98 150V149H97ZM100 150V149H99ZM110 151V149H109V147L107 148V151ZM119 150H120V154H125V155H120L119 154ZM94 151H92L93 153H94ZM103 151V152H104ZM125 152V153H122V152ZM106 152V151H105ZM168 152H171L170 154H172V156H170V154L168 155ZM137 153H138V155H137ZM156 153V154H155ZM167 153V154H166ZM177 153V154H176ZM99 154V153H98ZM119 154V155H118ZM176 154V155H175ZM128 155V154H127ZM134 155V156H133ZM154 155H156V156H154ZM158 155V156H157ZM175 155V156H174ZM89 156V155H88ZM89 156V157H90ZM119 156H122V158L120 157V161H118L119 160ZM123 156H125V158H123ZM129 156H130V154H129ZM138 156V157H137ZM88 157V158H89ZM153 157V158H152ZM169 157H171V158H169ZM93 158V157H92ZM151 160H150V159ZM161 158H162V160H161ZM167 158H169V159H167ZM176 159V160H174V159ZM208 158H209V156H208ZM99 159V160H98ZM122 159V160H121ZM123 159H125V160H123ZM90 160H92L91 158H90ZM105 160H104V162H105ZM139 160V161H138ZM174 160V161H176V163L175 162H172V161ZM95 161V160H94ZM107 161V162H108ZM125 162L126 164H128V165H132L133 166V169H132V166H131V169H129V170H125L124 168H125V164L124 163H121V162ZM134 161V162H133ZM152 161V162H151ZM160 161V163H158ZM164 161V162H163ZM166 161V162H165ZM111 162L113 163V164H115L116 165V167H117V165L119 164V163H121V167L119 166V168L121 169L122 168V173H121V171L119 170V172H117L118 170L116 169V167H114L115 168V170L114 169H111V168H113V164H111ZM135 163L136 162V164H134L133 165V163ZM168 162V163H167ZM162 163V164H161ZM170 163H172V164H170ZM175 163V164H174ZM111 165V167H109ZM124 165V166H123ZM137 165V166H136ZM160 165V166H159ZM147 166V167H146ZM107 167H109V168H107ZM124 167V168H123ZM128 167V166H127ZM134 167H137V168H135L134 169ZM143 167V168H142ZM156 167V168H155ZM165 167V168H164ZM145 168H147V170L146 171H144L145 170ZM150 168L151 169H153V170H150ZM142 169H143V171H142ZM116 171V173H121V175H117V177L115 176V174L113 173L114 171ZM134 170V171H133ZM130 171H131V173H130ZM109 173H110V175L112 176H109ZM154 175V176H153ZM106 176V177H105ZM103 177H105V178H103ZM114 177H116V178H114ZM144 177H145V179L146 180H144ZM102 178V179H101ZM137 178H139V179H137ZM3 180V181H2ZM125 180V181H124ZM139 180V181H138ZM141 180V181H140ZM143 180V181H142ZM124 181V182H123ZM127 181V182H126ZM9 181L8 180H6V179H1L0 178V189L2 190V191H0V209L1 210H4V209H2L3 208V206L6 208V210H4V211H2L1 212V210H0V212L4 215H2L1 217V221H0V237H1V241H2V247H1V249H0V256H4V258H9L12 254H15L16 255V257L17 258H19L20 260H19V262H18V264H24V262H23V259H21L22 258V255H26L27 254V251H29V252H33L34 253V248H33V243H32V245L31 246H28V244H27V238H32L33 237V235L30 233V230H29V226H28V221H27V214H28V211H29V202H28V192H27V190H25L24 189V187H21V185H19V184H11L10 182L8 183ZM126 182V183H125ZM141 182V183H140ZM123 183H125V184H123ZM128 183H129V185H128ZM114 184V185H113ZM121 184V185H120ZM105 185H106V183H105ZM110 185V186H111ZM124 185L125 186H127V187H130L129 189H127L126 190V188H123L124 187ZM6 186V187H5ZM11 186V188H8V187H10ZM144 186V185H143ZM151 185H148L147 187H150ZM106 187V186H105ZM117 187H118V189H117ZM123 188V189H122ZM5 189V190H4ZM12 189V190H11ZM101 189V188H100ZM107 189V190H108ZM125 189V190H124ZM137 189V190H136ZM103 190H105V189H103ZM118 190V191H117ZM125 192H127L125 195L123 194H121V195H119L120 193H123L124 191ZM131 190H133L132 192H131ZM4 191H7V193L5 192V195L7 194V196L9 195V196H11L12 198H8V200L7 199H5L6 197L4 196ZM114 191V192H113ZM107 192V193H106ZM111 192V193H110ZM129 192V193H128ZM135 192V193H134ZM138 192V193H137ZM113 193L115 194V195H117V196H115V195H113ZM117 193H119V194H117ZM2 194H3V196L5 197V198H3V196H2ZM45 194H47L46 193V191L44 190V189H41L40 191H39V193H38V199H39V203L41 204L42 202H43V200H41V199H44L45 200ZM105 194L106 195H108V196H110V198L109 197H107V200H106V197L104 198V196H105ZM110 194H112V195H110ZM2 196V197H1ZM8 196V197H9ZM17 196V197H16ZM26 196H27V198H26ZM40 196V197H39ZM122 197V199H120V197ZM125 196V197H124ZM127 197V198H126ZM15 198H16V201H15ZM111 198L114 200H112L113 202H111L110 200H111ZM114 198H119V199H117V201L114 199ZM125 198H126V200H125ZM14 200V201H11V200ZM3 200L5 201V202H3ZM110 202H109V201ZM122 200H123V202H122ZM125 200V201H124ZM1 201H2V203H1ZM8 201V202H7ZM10 203V204H9ZM12 203V204H11ZM112 203V204H111ZM3 204H5V205H3ZM3 205V206H2ZM8 205H9V207H8ZM108 206V207H107ZM7 207H8V209H7ZM19 208H20V210H19ZM25 208V209H24ZM108 209V210H107ZM7 211H8V213H7ZM6 212V214H4ZM24 215H26L25 217H24ZM7 217V218H6ZM4 219H6L5 220V222H4ZM25 221V222H24ZM124 221V217L123 218H118L117 219V222H119V223H122ZM27 222V223H26ZM125 222V221H124ZM117 239L119 240V237H118V235H117ZM117 242V241H116ZM116 242H113V244L114 243H116ZM115 245V246H114ZM114 245H109V246H107V245H103V247L105 248V249H103L102 251L104 252H116V251H118V247H119V245H118V247H117V243L116 244H114ZM113 247H115V248H113ZM111 248H112V250H111ZM101 249V248H100ZM111 250V251H110ZM23 256V257H24Z\"/></svg>",
	"mask_w": 264,
	"mask_h": 264
}]
</instances>
